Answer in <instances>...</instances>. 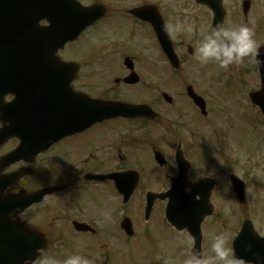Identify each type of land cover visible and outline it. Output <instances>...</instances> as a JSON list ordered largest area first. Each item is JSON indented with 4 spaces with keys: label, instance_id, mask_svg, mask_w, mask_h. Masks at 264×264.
<instances>
[{
    "label": "flooded vegetation",
    "instance_id": "1",
    "mask_svg": "<svg viewBox=\"0 0 264 264\" xmlns=\"http://www.w3.org/2000/svg\"><path fill=\"white\" fill-rule=\"evenodd\" d=\"M96 1L103 4L105 15L88 28L87 33L90 32V35L86 36L85 42L87 50L84 52L75 47L76 41L73 42L75 44H67L61 51L63 61H74L79 66L71 83L72 89L90 98L112 101L127 100L122 98L126 94L132 99L129 102L148 105L157 118L154 121L109 120L95 124L70 139L66 138L68 142H59L57 146L64 151L84 143L88 136V152L75 158L72 156L74 180L88 185L81 179L86 173L108 174L134 170L138 177L136 192H139L134 201L138 210L136 214L143 217L146 193L169 190L171 179L176 178L181 169L186 174V182L177 181L178 189L185 186L184 192L188 193L192 186L193 190L199 188L203 195L210 190L211 215L205 217L199 225L201 250L211 255L213 235L220 230L224 232L229 224L235 237L244 220H250L254 231L263 237L264 201L249 202L244 207L234 202V211H223L224 193H232L230 177L242 170L234 159L236 150L233 143L217 135V129L222 122V109L228 111L232 108L230 114L234 115L239 105L246 106L257 144L256 151L261 150L260 156H257L258 162H253L252 169L258 166L264 172V118L256 106L242 99L244 93L249 95L250 92L263 91L264 94V81L260 79L259 70L248 65L247 60L234 66L231 69L234 73L226 77L227 73L224 74L216 65L200 66L192 57L198 33L217 24L225 27L248 24L254 28L256 38L264 44V0H92L91 3ZM177 24L182 26L183 31L169 34L167 27ZM161 43L171 47L175 63L178 64L175 69L162 52ZM69 47H72L71 54L67 51ZM85 53L87 56H84ZM96 53L102 55L96 58ZM143 68L145 74L141 71ZM127 78L129 80L125 81ZM240 86L244 87L243 90ZM189 89L204 100L203 110L189 97ZM166 92L169 104L165 105L163 113L159 110V96ZM12 99L13 95L8 94L3 103L6 105ZM243 117L237 115L238 121L239 118L243 121ZM14 118V111L8 107L0 110V123L10 125L14 123ZM123 125L124 128L130 127L131 133L126 137L128 143L125 147L121 148L120 138L106 145V134L110 133L107 129L118 130ZM160 128L163 136H158ZM71 142L75 145H71ZM17 143L15 138L3 142L0 145V157L12 151ZM90 149L105 151L106 156L94 158ZM156 152L161 153L160 161L154 158ZM60 153L57 149L40 153L28 164L33 170L30 176L44 170L42 158L45 155L60 157ZM24 165L23 162L8 165L1 169L0 176L10 174ZM250 168L245 170L246 175L252 177V184L247 188L264 190V176L259 183L257 174L254 171L250 173ZM191 176L206 178L189 184ZM112 185L111 181H106L89 185L93 192L87 187L76 190L73 203L77 204L79 200L86 204H98L99 191L104 187L112 188ZM61 192L55 193L56 196ZM85 193H90V196L87 197ZM2 194L4 197L14 194L13 187L7 184ZM83 196L86 197L81 199ZM61 205L62 197L57 203V209H61ZM164 207L165 202H153L149 217L143 222L142 228L138 229L137 236L142 240H165L167 232L172 240L165 250L167 253L155 246L152 253L163 257L162 261H157L159 263L165 264V260L171 257L175 264H183L188 248L187 238L198 236V225L194 222L189 228L177 231L164 221ZM196 212L193 221H196L199 214ZM203 212H206L205 208Z\"/></svg>",
    "mask_w": 264,
    "mask_h": 264
},
{
    "label": "rangeland",
    "instance_id": "2",
    "mask_svg": "<svg viewBox=\"0 0 264 264\" xmlns=\"http://www.w3.org/2000/svg\"><path fill=\"white\" fill-rule=\"evenodd\" d=\"M82 1L87 2L89 0H82ZM77 40L78 41L76 42L77 44L75 45V47H79L83 49L85 47L84 43L86 42V38L84 36H80ZM71 50L72 47H69L67 49V51L70 52V54H71ZM100 55L102 54L96 53L95 57L98 58ZM84 56H87V53H85ZM85 70L86 72H88V69ZM141 71L144 74L146 73V70L144 68L141 69ZM231 71L232 73H234L233 70ZM122 98L127 99V101H132V99H130L129 96L126 94H123ZM159 105H160L159 110L165 113L166 103L162 101L160 96H159ZM237 111L239 114L244 113L246 116L248 115V109L246 108V106L243 107L239 106L237 108ZM221 113H222L221 120L223 121L224 134L227 138L234 140V147H238L240 152H245L247 149L249 151L250 150L253 151L254 148L256 147V144H255V140L253 139L254 133L251 128L252 122L246 117H243L242 122H236L234 121V119L232 120L226 119V113L224 112L223 109ZM122 129H118L117 133L112 132V134L115 136V138H117V140L120 138V146L121 148H124L126 143H128V141L124 135L125 131L121 132ZM87 144H88V136L85 137L84 143L75 145V143L71 142V145H75V146L66 148L64 151H62L59 148V145L56 146L54 149H57L58 151L61 152L59 154L61 160L54 161L53 164H51L50 161L54 160V156L50 157L49 159L48 154L45 155L42 158L43 162L45 163L43 165L45 167H48V164L50 163V167H54V169L46 170L45 168L44 170L39 171L38 174L34 175L31 178V181L27 185V188L30 189H36L39 187L49 186V185L50 186L65 185L63 188L64 192H61V194L58 195L57 198L55 195L54 202L52 199L48 200L45 197L44 200L40 203L42 205L39 206L36 205L32 207L27 212L26 215L23 214V216L30 215L32 218L30 220V217L28 216V220H30L31 222H37L39 226H41L42 229L47 232L51 241L48 249L42 252L41 256L35 262H32L30 264H39V262L48 255H54L57 259L63 260L66 255L70 254L71 252L77 249H79L83 253H85L87 250L88 251L87 255L90 258L94 259L96 264H104L105 262H107L108 264H133V263L151 264L152 262L151 260H153L152 252L154 251V247H153L155 243L154 241L142 242L140 248H138L137 246L139 241L136 238L134 239L126 238L125 239L126 241H124L123 239H119L116 236H113L114 233L113 225H115L116 220L121 217L120 211L116 212L113 207L108 208L105 205V207L102 208L101 211L97 212L98 210L96 209V207L88 203L87 206L90 207L91 212H93L92 214H88L89 218L91 219V223L89 224L94 226L97 230L94 229V234L89 238L86 236L76 235L75 233H74L75 235L73 234V230L71 228L72 219H75L74 216H76L77 214L83 216L84 213L81 210H79L82 207V202H80L79 200L77 201V204L72 207L70 205L67 206V203H65L68 199L70 201V198L73 196V193L75 191L71 178L72 176L71 170L73 168L72 166L73 162L71 160H72V156L75 158L76 156L87 153L88 152ZM90 150L92 151V155L95 158V156H97V151L95 149L94 150L90 149ZM66 159H71V160L66 163L65 162ZM99 192L100 194H98V197L100 202L104 201L105 199L110 201L111 198L115 196V194H113L112 188L104 187ZM251 193H252V188H250L249 190V196H251ZM138 194L139 192H135V196L131 201L130 206L134 207L136 205L134 201L138 197ZM77 195L78 193H76V196ZM85 195L89 197L90 193H85ZM62 196H63L64 208L63 209L61 208L59 214H61L62 217L60 220H58L57 209L55 207V204H57L58 201H60V198ZM86 196L81 197V199H84ZM224 196L225 198H223L224 201L223 211L225 212L228 211L229 209L225 205L227 204L231 207V204H233L234 201L232 195L224 194ZM263 196L264 193L261 192V189L258 190L255 189L253 196L251 200H249V202L264 201ZM228 197H230L232 201ZM112 202H114V200H112ZM51 205L52 207L50 208ZM88 207L86 208L88 209ZM42 208H45L44 211H46V213L48 212L47 216L45 213H42L43 211ZM126 211L131 212L132 210L130 208H126ZM84 217H88V216L84 215ZM234 220L235 217L233 221ZM75 221H81V220L76 219ZM37 223H35V226H37ZM92 226L91 228H93ZM116 233H118V231H116ZM227 233H229V231ZM114 235L116 234L114 233ZM167 238L169 237L167 236ZM62 241H63V246L60 244ZM77 242H78V246L77 249H75L73 248V246H75ZM144 247L146 250H144ZM155 257L156 256H154V258Z\"/></svg>",
    "mask_w": 264,
    "mask_h": 264
},
{
    "label": "clouds",
    "instance_id": "3",
    "mask_svg": "<svg viewBox=\"0 0 264 264\" xmlns=\"http://www.w3.org/2000/svg\"><path fill=\"white\" fill-rule=\"evenodd\" d=\"M183 31L181 25H169L167 32L178 33ZM191 32V29H188ZM264 48L257 38L253 27L241 24L237 27H225L217 24L215 27L202 29L196 38L193 60L200 66L216 65L225 72L231 71L234 66L243 64L259 70L264 67ZM4 124L0 123V129ZM204 176L189 177V184H195ZM188 248L183 264H264V254L252 253L253 259L246 260L237 254L229 236L222 230L217 231L211 242V255L196 247L195 237L188 236ZM39 264H96L95 260L79 249L66 255L63 260L54 255L44 257ZM165 264H175L171 257Z\"/></svg>",
    "mask_w": 264,
    "mask_h": 264
},
{
    "label": "water",
    "instance_id": "4",
    "mask_svg": "<svg viewBox=\"0 0 264 264\" xmlns=\"http://www.w3.org/2000/svg\"><path fill=\"white\" fill-rule=\"evenodd\" d=\"M27 9H32L36 12H40L41 15L50 18L51 20H61L63 18L72 17L73 22H75L74 17H78L77 14H72L75 9H79L82 12L79 13V21L83 18H91L93 17L89 14L91 9L82 8L77 2L74 0H0V42L5 44L7 43V38L3 34L7 29H3L2 26H7L8 18L6 16L7 12L11 11H23ZM74 16V17H73ZM72 23H69L70 25ZM24 30L21 25H18L15 28V36H12L10 42L15 47V57H19V44L24 42ZM57 42H58V32L54 28H48L46 32V54H43V57H46V72H50L49 67H56L57 59H56V51H57ZM44 71V70H43ZM35 72V68L26 65L22 61H14V78H15V87L14 91L17 94V100L14 101L15 109H19V106H26L30 104V101L36 97L31 92L32 84L37 79L38 76L32 75ZM20 80H22L19 85ZM14 84V83H13ZM134 109H126L123 110L125 114L123 115H137L142 113L141 110H137V107H133ZM21 111V110H20ZM115 110L106 109L104 111H90L88 117H94L92 120L100 119L105 117V115H110ZM23 112V111H22ZM118 113H122V111H118ZM130 113V114H129ZM65 119V117H63ZM73 131V130H72ZM19 150V149H18ZM17 150V151H18ZM16 151V153H17ZM19 177L16 176V180ZM46 192L43 190L34 192L31 194H24L23 192L15 195V200L13 203L14 209H24L29 204L34 202H39L43 195ZM11 200L8 202V204ZM10 206V204H9ZM0 241L6 239L7 236L2 226V219H0ZM27 236L24 241L23 234L20 233L13 234L14 240V248H9V250H0V264H26V261L32 262L37 257V250L40 248H44L45 244L43 242L42 235H40L35 229L27 226Z\"/></svg>",
    "mask_w": 264,
    "mask_h": 264
}]
</instances>
